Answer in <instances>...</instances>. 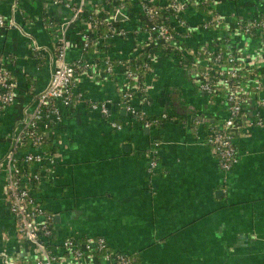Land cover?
I'll use <instances>...</instances> for the list:
<instances>
[{
    "label": "crops",
    "instance_id": "crops-1",
    "mask_svg": "<svg viewBox=\"0 0 264 264\" xmlns=\"http://www.w3.org/2000/svg\"><path fill=\"white\" fill-rule=\"evenodd\" d=\"M139 1L127 0L132 9L119 20L105 1L85 3L114 29H131L140 22L135 15ZM209 7L229 21L248 20L264 12V0H210ZM0 14L14 22L0 27V62L16 82L15 100L0 115V264H32L36 251L19 236L8 210L4 156L9 136L23 126L49 81L57 62V35L65 36L67 61L80 56L93 65L104 56L127 59L149 41L143 31L113 34L105 51L83 52L82 24L69 23V11L62 6L46 0H0ZM204 15L187 6L186 29L175 28L186 31L189 49L224 38L221 46L251 69L247 115L258 111L264 117V106L256 105L264 97V30L244 35L230 23L225 29H203ZM95 66L75 76L74 87L86 99L62 108V120L49 130L43 146L55 163L33 188L51 216L55 264H95L98 259L64 253L60 244L68 236L78 242L102 236L110 249L125 252L135 264H264V125L235 135L238 158L225 171L203 141L209 128L227 115L222 91L205 94L191 69L156 49L143 74L144 95L134 103L151 115L165 112L167 119L147 128L121 110L123 68L115 66L110 74ZM256 78L262 82L260 89L252 86ZM89 101H105L109 115L90 108ZM111 119L123 127L113 128ZM195 119L200 122L197 132L189 124ZM155 139L157 166L149 172Z\"/></svg>",
    "mask_w": 264,
    "mask_h": 264
},
{
    "label": "built area",
    "instance_id": "built-area-1",
    "mask_svg": "<svg viewBox=\"0 0 264 264\" xmlns=\"http://www.w3.org/2000/svg\"><path fill=\"white\" fill-rule=\"evenodd\" d=\"M17 0H14V4ZM53 6H62L69 11V23L80 22V47L83 52L95 48L102 42L116 34L126 36L130 32L143 31L149 42H174L170 47L178 50L177 60L193 72L198 88L207 95L223 92L226 102L227 115L218 125H213L205 134L203 141L216 155L218 165L228 170L237 161L236 147L233 139L241 129L251 126L264 125V117L257 111L253 116L247 115L244 104L247 100L250 84L251 69L242 65L236 54L229 49L218 50L217 42L211 45L188 48L185 45V32H179L175 26L186 29L187 21L183 16L184 9L190 6L197 9L198 5L207 4L208 11L200 25L203 29L234 26L235 30L244 35L264 30V12L252 16L248 20L234 19L229 21L222 14L209 7L210 0H140L135 15L139 17L138 25L131 29L110 28L99 32L98 26L106 22L95 12L86 8V0H46ZM112 7V12L128 15L127 0H103ZM174 8L172 11L170 8ZM127 11V12H126ZM133 14V13H132ZM115 16V15H114ZM161 16H164L161 19ZM13 18L0 14V27L12 25ZM178 41L175 42L174 40ZM57 62L51 70L47 85L35 97L36 105L23 126L17 133L8 138L9 146L4 156L5 186L8 200V210L16 222L19 236L30 243L36 251V258L32 264H55L57 255L50 246L53 236L51 216L33 194V188L42 178L52 171L55 163L53 153L43 149V142L47 140L48 132L62 120V108L85 100L84 93L74 86L75 76L83 71L91 70L95 65L99 69L112 73L115 66L123 68L126 85L120 90V103L123 104L131 118L143 127L160 125L167 114L161 112L149 116L135 99L144 95L143 74L151 66V60L156 49L151 47L146 51V58L140 64V73L129 66L130 58L114 59L104 56L94 65L84 57L67 61L65 58V36L63 33L56 37ZM147 42V45H149ZM166 47V46H165ZM138 47L135 48V51ZM134 51V52H135ZM93 66V67H92ZM264 73V69H262ZM130 83V85H129ZM132 83V84H131ZM255 89L262 87L257 78L252 83ZM16 82L14 74L0 62V115L15 100ZM221 88V89H220ZM89 107L99 110L103 115H109L106 102L89 101ZM256 105L264 106V97L256 99ZM113 128L123 127L121 122L109 120ZM199 120L189 121L193 131L197 132ZM158 140H153L148 159L147 170L154 172L157 161L155 159ZM60 248L69 256L79 257L86 254L97 257L95 264H135L132 258L122 251L112 250L102 236H88L78 242L71 236L63 238ZM5 264L12 262L4 260Z\"/></svg>",
    "mask_w": 264,
    "mask_h": 264
},
{
    "label": "trees",
    "instance_id": "trees-1",
    "mask_svg": "<svg viewBox=\"0 0 264 264\" xmlns=\"http://www.w3.org/2000/svg\"><path fill=\"white\" fill-rule=\"evenodd\" d=\"M132 9V7L129 6L128 12H130ZM174 8H170V10L172 11ZM198 12L200 13H207L208 11V7L207 4L205 5H198ZM164 16H161V19H163ZM110 28V26L108 25L107 22H101L98 26L99 32H104L106 30H108ZM224 38H220L217 42V49L218 50H223V47L221 46V44H223L225 42V40H223ZM175 42H177L178 40L175 39ZM174 42L171 43H166V42H161V41H157L154 42V44L152 46L150 45H142L139 44L138 45V49L129 57L130 58V63L129 66L131 68H134L136 71L142 73L143 69L141 67V63L144 60V58H146V51L147 49L154 47L155 49H157L158 51L162 52L165 55H168L170 57H173L175 59H177L178 56V50L177 49H172L170 46L173 44ZM107 41L106 42H102L99 44L98 46V50L100 49L101 51H105V47H106ZM166 46V47H165ZM221 89V88H220ZM73 104L69 105L68 107H73ZM149 116H152L151 114H148ZM157 115V114H156ZM46 141V140H45ZM45 141L43 142V146L45 144Z\"/></svg>",
    "mask_w": 264,
    "mask_h": 264
},
{
    "label": "water",
    "instance_id": "water-1",
    "mask_svg": "<svg viewBox=\"0 0 264 264\" xmlns=\"http://www.w3.org/2000/svg\"><path fill=\"white\" fill-rule=\"evenodd\" d=\"M124 18V15L121 13V12H116V14H115V19L116 20H119V19H123ZM122 110V112H126V110L123 108V109H121ZM128 113V112H127Z\"/></svg>",
    "mask_w": 264,
    "mask_h": 264
}]
</instances>
